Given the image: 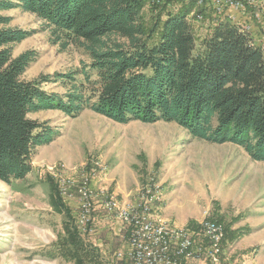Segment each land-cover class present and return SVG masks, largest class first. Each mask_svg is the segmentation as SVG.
I'll list each match as a JSON object with an SVG mask.
<instances>
[{
  "label": "rangeland",
  "instance_id": "374dc122",
  "mask_svg": "<svg viewBox=\"0 0 264 264\" xmlns=\"http://www.w3.org/2000/svg\"><path fill=\"white\" fill-rule=\"evenodd\" d=\"M7 1L16 5L3 12L12 18L11 27L29 33L13 47L14 57L26 51L35 54L25 81L48 79L44 91L65 96L75 84L83 83L84 70L93 82L97 80L85 49L54 45L42 20L25 11L19 0ZM241 1L242 10L224 8L223 14L207 8L206 14H193L188 20L199 43L223 15L248 31L257 47H263L264 0ZM144 6L149 20L152 0H144ZM179 8L177 4L169 11ZM104 41L123 42L115 35ZM70 73L74 80L55 82L57 76ZM29 117L46 124L55 135L52 143L35 149L33 170L25 180L10 185L0 181V264H75L58 252L68 220L57 209L58 198L70 210L84 247L96 250L85 264H134L128 256L129 236L106 239L96 230L104 214L114 225L120 222L103 210L108 197L120 206L134 204L150 185L157 198L152 205L155 221L189 234L196 232L198 246L204 247L207 241L200 228L206 221L215 222L224 234L218 264H264V163L253 161L242 148L193 139L174 123L119 124L89 109L75 118L60 110H42ZM84 181L96 198L86 232L78 221V188ZM230 227L236 235L233 241L226 236ZM182 263L208 264L205 257Z\"/></svg>",
  "mask_w": 264,
  "mask_h": 264
},
{
  "label": "trees",
  "instance_id": "16d2710c",
  "mask_svg": "<svg viewBox=\"0 0 264 264\" xmlns=\"http://www.w3.org/2000/svg\"><path fill=\"white\" fill-rule=\"evenodd\" d=\"M19 1L44 22L54 45L85 49L97 80L84 70L83 83L65 96L44 91L48 79L25 81L35 54L14 57L13 47L29 33L11 27L12 18L3 12L16 5L0 0L1 182L25 180L35 149L53 142L54 131L29 117L42 110L75 118L89 109L119 124L174 123L193 139L234 144L264 163V46L257 47L248 31L223 15L199 43L188 17L214 11L210 0L204 7L180 0L153 3L149 20L144 0ZM176 3L180 8L169 11ZM112 35L123 42L104 41ZM67 79L74 80L72 73L55 82ZM55 204L68 218L58 252L85 264L96 250L84 247L62 199ZM225 231L235 240L231 227Z\"/></svg>",
  "mask_w": 264,
  "mask_h": 264
},
{
  "label": "built area",
  "instance_id": "2783aa9c",
  "mask_svg": "<svg viewBox=\"0 0 264 264\" xmlns=\"http://www.w3.org/2000/svg\"><path fill=\"white\" fill-rule=\"evenodd\" d=\"M166 0H152L155 4H162ZM185 2V0H182ZM258 0H249L248 4H257ZM207 0H196V5L204 7ZM216 12L222 13L224 8L242 10L244 4L240 0H210ZM259 17L258 13L256 15ZM201 19V16L199 17ZM78 188L80 215L79 228L86 232L91 216L96 210L94 190L88 187L86 181ZM156 201L153 187L150 185L143 191L137 203H134L133 213H126V209L114 208L113 197H108L102 207L106 213L114 215L122 223V230L129 234L128 256L134 264H183L185 259L206 258L208 264H218L222 253L224 234L222 228L215 222L206 221L201 226L200 234L207 241L204 247L198 246L191 234H178L177 228H170L161 221H155L152 214V204ZM159 220V219H158ZM174 236H181V243H174ZM198 246V247H197Z\"/></svg>",
  "mask_w": 264,
  "mask_h": 264
},
{
  "label": "crops",
  "instance_id": "0c3cea01",
  "mask_svg": "<svg viewBox=\"0 0 264 264\" xmlns=\"http://www.w3.org/2000/svg\"><path fill=\"white\" fill-rule=\"evenodd\" d=\"M229 12H231V9H229ZM192 17H193V13L188 17V19L189 18H192ZM107 215L105 216V214H104L102 218L100 217L101 221H100L99 230H96V232L98 233L97 235H102L106 239H109V238H112V237H115L116 238L117 236H118V238L120 240H121V238L124 239L125 235H124V232L122 230L121 222H119L114 217L113 219H116L118 221L117 224L114 225L113 222H112V220H111V217L107 218ZM99 246H100V244H99Z\"/></svg>",
  "mask_w": 264,
  "mask_h": 264
},
{
  "label": "bare ground",
  "instance_id": "6f19581e",
  "mask_svg": "<svg viewBox=\"0 0 264 264\" xmlns=\"http://www.w3.org/2000/svg\"><path fill=\"white\" fill-rule=\"evenodd\" d=\"M185 2L186 3H195L196 4V0H185ZM144 191H146V188H145ZM153 196H156V195L153 194ZM156 201H157V198H156ZM156 201H154L155 204L153 203L152 205H156V203H157ZM133 207H134V204L120 206V205L117 204L116 201H114V208L126 209V213H133ZM152 213H153V207H152ZM161 224H165V223L164 222H161ZM168 227L171 228V226H168ZM178 234H189V233H188V231H186L184 229H179L178 230ZM174 243H181V236H174Z\"/></svg>",
  "mask_w": 264,
  "mask_h": 264
}]
</instances>
